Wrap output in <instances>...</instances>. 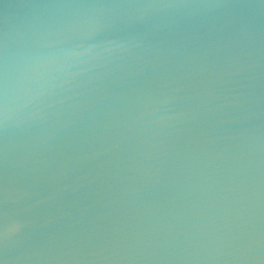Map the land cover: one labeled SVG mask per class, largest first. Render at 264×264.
<instances>
[{"label":"water","instance_id":"95a60500","mask_svg":"<svg viewBox=\"0 0 264 264\" xmlns=\"http://www.w3.org/2000/svg\"><path fill=\"white\" fill-rule=\"evenodd\" d=\"M0 264H264V0H0Z\"/></svg>","mask_w":264,"mask_h":264}]
</instances>
